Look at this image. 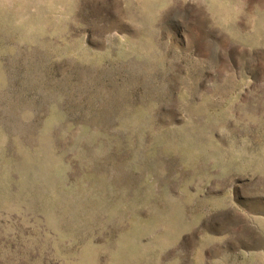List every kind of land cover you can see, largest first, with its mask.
Listing matches in <instances>:
<instances>
[{"label": "rangeland", "instance_id": "374dc122", "mask_svg": "<svg viewBox=\"0 0 264 264\" xmlns=\"http://www.w3.org/2000/svg\"><path fill=\"white\" fill-rule=\"evenodd\" d=\"M74 18L0 33V264H244L264 237L216 209L264 216V51L202 68L226 45L195 24L135 31L102 0Z\"/></svg>", "mask_w": 264, "mask_h": 264}, {"label": "clouds", "instance_id": "9594fccd", "mask_svg": "<svg viewBox=\"0 0 264 264\" xmlns=\"http://www.w3.org/2000/svg\"><path fill=\"white\" fill-rule=\"evenodd\" d=\"M79 0H0V33L13 32L21 36V43L33 36H43L49 29L66 26L75 18ZM110 6L116 17L135 31L152 30L159 33L158 25L166 16L171 15L185 28L195 24L207 32H215L223 38L226 47L216 44L211 39L212 51L193 59L202 68L215 62L211 59L217 54H225L229 47L249 55L255 51H264V0H102ZM244 27L241 28L240 25ZM107 35V34H106ZM211 71V69H209ZM225 78L235 75V69H220ZM217 73L212 71V75ZM187 75V73H186ZM214 80L208 86H215ZM188 95V89L180 85L178 96ZM255 120L261 117H254ZM252 169L260 179H264V150L252 164ZM235 210V214L244 217L248 223L237 226V232L252 230L264 237V216L250 214L232 205L216 209L217 211ZM229 237L209 236L205 245H223ZM240 256L244 264H264V247L248 250L241 249ZM228 255L213 258L212 264H227Z\"/></svg>", "mask_w": 264, "mask_h": 264}]
</instances>
